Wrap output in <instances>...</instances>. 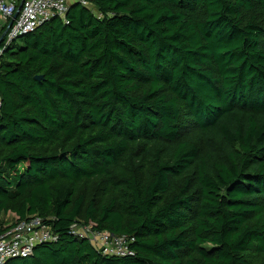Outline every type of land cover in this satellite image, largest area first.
I'll return each instance as SVG.
<instances>
[{"label":"trees","instance_id":"trees-1","mask_svg":"<svg viewBox=\"0 0 264 264\" xmlns=\"http://www.w3.org/2000/svg\"><path fill=\"white\" fill-rule=\"evenodd\" d=\"M66 18L20 45L1 30L0 230L35 216L57 236L6 264H264V0H93Z\"/></svg>","mask_w":264,"mask_h":264},{"label":"built area","instance_id":"built-area-1","mask_svg":"<svg viewBox=\"0 0 264 264\" xmlns=\"http://www.w3.org/2000/svg\"><path fill=\"white\" fill-rule=\"evenodd\" d=\"M92 1L76 0V3L89 7ZM20 3L18 0H0V29L4 30L3 35L7 42L35 31L53 17L59 16L67 22L66 14L72 5L70 0H25L17 18H14ZM2 53L3 49H0V55ZM1 105L0 95V109ZM72 230L89 239L103 255L134 254L133 249L130 248L133 238L107 231H94L92 224L87 226L74 224ZM55 240L57 236L51 226L43 223L40 217L33 216L14 225H5L0 230V264H6L12 258L32 256L38 245Z\"/></svg>","mask_w":264,"mask_h":264},{"label":"rangeland","instance_id":"rangeland-1","mask_svg":"<svg viewBox=\"0 0 264 264\" xmlns=\"http://www.w3.org/2000/svg\"><path fill=\"white\" fill-rule=\"evenodd\" d=\"M0 28H1V26H0ZM0 35H1V29H0ZM22 43V40L19 38L18 40H17V45H20ZM15 219H14V216L12 215V214H10V216H8L7 218H6V221H8V222H13Z\"/></svg>","mask_w":264,"mask_h":264},{"label":"water","instance_id":"water-1","mask_svg":"<svg viewBox=\"0 0 264 264\" xmlns=\"http://www.w3.org/2000/svg\"><path fill=\"white\" fill-rule=\"evenodd\" d=\"M24 1H25V0H21L20 6H19V8H18V10H17V12H16L14 18H17L18 14H19V12H20V10H21V7H22V5H23V3H24ZM22 36H24V34L21 35L20 37H22ZM2 37H4V35H3ZM20 37H19V38H20ZM35 79H36V80H40L41 77H40V76H36Z\"/></svg>","mask_w":264,"mask_h":264},{"label":"crops","instance_id":"crops-1","mask_svg":"<svg viewBox=\"0 0 264 264\" xmlns=\"http://www.w3.org/2000/svg\"><path fill=\"white\" fill-rule=\"evenodd\" d=\"M70 3H71V4H74V3H76V0H70ZM8 216H10V213L7 214V215L5 216V220H6V218H7Z\"/></svg>","mask_w":264,"mask_h":264}]
</instances>
